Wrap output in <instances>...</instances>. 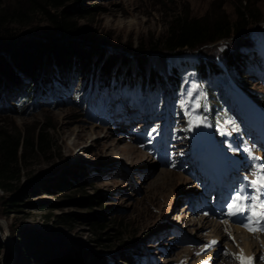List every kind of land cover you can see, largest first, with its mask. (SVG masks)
Segmentation results:
<instances>
[{
	"label": "rangeland",
	"instance_id": "obj_1",
	"mask_svg": "<svg viewBox=\"0 0 264 264\" xmlns=\"http://www.w3.org/2000/svg\"><path fill=\"white\" fill-rule=\"evenodd\" d=\"M24 1L3 3L15 6ZM241 1H250L262 21L242 35L171 55L167 71L178 78L179 89L169 84L151 91L136 80L132 89L119 87L101 96L104 115L97 109L84 112L81 103L89 87L72 92L61 105L45 104L31 111L7 100L0 126L28 132L47 129L54 149L46 158L28 153L20 181L8 192L0 188V264H55L49 256L34 258L37 248L47 253L66 249L89 259L97 255L109 264H127L120 260L123 255L134 257L138 264H240L239 236L258 243L259 251L257 244L250 246L255 253L250 257L252 264H264L261 235L243 227L228 230L216 215L219 207L226 208L232 191L245 186L246 177L252 178L250 168L264 163V123H250L246 116L247 101L257 102L250 93L232 91L224 76L199 82L197 72L199 58L238 50L249 58L239 78L248 82L256 97L264 95L260 53L264 0H83L85 7L98 11L77 18L106 38L114 53L162 36L167 20L176 13L197 18L225 13L234 18ZM45 26L44 18L37 16L29 27L16 28ZM149 55L151 66L164 68L158 53ZM226 73L231 84L241 86ZM88 93L89 102L99 105L94 88ZM128 97L138 105L146 97L150 112L129 106L119 109ZM212 104L222 119L220 132L228 136L218 147L216 140L210 141L209 126L200 112V107ZM246 149L252 150L251 155ZM252 156L261 159L254 161ZM78 172H85L86 178H75ZM86 197L94 203L85 205ZM197 202L203 204L200 209ZM67 215L71 220L65 221ZM213 240L217 243L208 247Z\"/></svg>",
	"mask_w": 264,
	"mask_h": 264
},
{
	"label": "trees",
	"instance_id": "obj_2",
	"mask_svg": "<svg viewBox=\"0 0 264 264\" xmlns=\"http://www.w3.org/2000/svg\"><path fill=\"white\" fill-rule=\"evenodd\" d=\"M92 11L97 12L98 8L85 7L83 0H26L15 6H4L0 0V111L9 105L7 100L27 111L59 103L58 95L59 100L69 98L76 88L82 91L94 82L99 91L115 89L118 85L130 87L132 79H140L143 86L149 85L152 90L165 87L167 83L179 88L178 78L167 71L166 63L171 55L196 51L242 35L263 19L250 1H241L234 8V18L225 13H208L197 18L188 12H179L169 17L162 36L148 41L145 46L126 45L112 53L106 38L79 23L78 15L83 18L93 14ZM37 16L43 17L47 26L16 28L29 27ZM150 52L159 54L164 68L149 64ZM199 59L202 82L229 71L234 80L241 83L243 91L250 93L260 106L264 105V95L260 94L262 99L256 97L248 82L239 78L247 62L241 52L215 51ZM173 73L176 75L175 71ZM214 113L212 107L206 112L211 119ZM53 149L47 129L28 132L0 126L1 190L8 192L13 183L20 181L28 153L46 158ZM78 173L75 178H86L85 172ZM84 200L85 205L94 203L90 197ZM68 220H71L70 215L66 216L65 221ZM94 226L102 228L99 223ZM33 257L52 258L55 264H109L97 255L89 259L66 249L47 253L37 248ZM120 260L138 264L132 256L123 255Z\"/></svg>",
	"mask_w": 264,
	"mask_h": 264
},
{
	"label": "snow or ice",
	"instance_id": "obj_3",
	"mask_svg": "<svg viewBox=\"0 0 264 264\" xmlns=\"http://www.w3.org/2000/svg\"><path fill=\"white\" fill-rule=\"evenodd\" d=\"M197 106H199L198 103ZM246 151L251 155V149H246ZM260 159V157L252 156L254 161ZM249 175L252 178H245L247 183L244 187L252 189V193L246 192L244 187L237 188L234 195L230 196V203L226 207L229 217L244 216L246 222H242L241 226L255 234L264 232V198H261L260 195L264 192V163L253 165L249 170ZM246 213L248 215L245 216ZM216 243L215 240L210 241L208 247ZM237 259L240 260V264H252V258L244 257L242 253Z\"/></svg>",
	"mask_w": 264,
	"mask_h": 264
},
{
	"label": "bare ground",
	"instance_id": "obj_4",
	"mask_svg": "<svg viewBox=\"0 0 264 264\" xmlns=\"http://www.w3.org/2000/svg\"><path fill=\"white\" fill-rule=\"evenodd\" d=\"M260 47H261V45H260ZM261 55H262V57H263V59H264V49H261ZM79 133V132H78ZM77 136V135H76ZM86 136V135H85ZM78 139V138H77ZM127 150L126 151H128L129 149H131V148H126ZM203 153V152H202ZM171 175V174H170ZM246 215H248L247 213L245 214V216ZM232 217H234V218H236V219H238V220H240V221H243V220H245V218H244V216H232ZM249 233V232H248ZM250 234V233H249ZM257 234V233H256ZM245 235V234H244ZM238 239H241L242 240V245H243V247H241L239 250L242 252V254L244 255V256H249L250 254L249 253H254V252H252L251 250V247H252V244H257L255 247L257 248L256 250L257 251H259V249H260V247L258 246V243H256L255 241H253V240H249V237H246V236H243V237H238ZM236 242H238V240H235ZM253 242H255V243H253ZM261 244V243H260ZM262 245L264 246V240L262 241ZM251 246V247H250ZM243 248V249H242ZM251 249V250H250ZM238 251V250H237Z\"/></svg>",
	"mask_w": 264,
	"mask_h": 264
}]
</instances>
